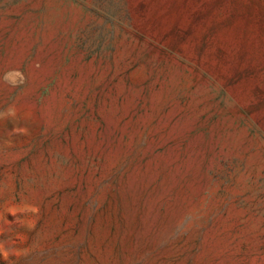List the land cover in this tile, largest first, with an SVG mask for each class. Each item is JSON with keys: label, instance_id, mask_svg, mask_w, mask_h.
Masks as SVG:
<instances>
[{"label": "rangeland", "instance_id": "374dc122", "mask_svg": "<svg viewBox=\"0 0 264 264\" xmlns=\"http://www.w3.org/2000/svg\"><path fill=\"white\" fill-rule=\"evenodd\" d=\"M0 264H264V0H0Z\"/></svg>", "mask_w": 264, "mask_h": 264}]
</instances>
